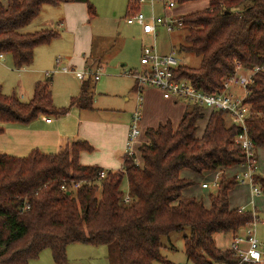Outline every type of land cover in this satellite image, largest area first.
Returning a JSON list of instances; mask_svg holds the SVG:
<instances>
[{"label": "trees", "instance_id": "16d2710c", "mask_svg": "<svg viewBox=\"0 0 264 264\" xmlns=\"http://www.w3.org/2000/svg\"><path fill=\"white\" fill-rule=\"evenodd\" d=\"M177 1L182 5L204 0ZM80 2L96 17L90 0H0V52L11 56L15 68L30 66L36 47L51 43L60 33L26 27L46 5ZM182 19L189 30L186 48L202 61L197 67L180 64L179 77L216 92L235 73L237 63L264 66V0H208L207 8ZM254 79L246 100L256 111L248 128L258 150L264 148V70ZM94 95V84L84 80L80 94L58 107L50 79L37 82L29 101L0 86V134L8 123H29L42 114L62 116L75 105L92 108ZM226 115L212 110L200 136L205 111L188 105L177 126L168 120L146 130L147 140L138 148L142 163L126 152L123 167L108 170L103 178L104 168L80 160L83 151L93 150L84 139H74L56 153L36 148L27 156H15L0 151V264H30L48 247L57 264H70L67 246L73 242L109 245L113 264H168L161 252L162 236L186 227L191 228L184 237L186 253L196 264L240 263L234 249H222L215 239L217 233L239 232L254 218L252 209L230 205L229 192L239 180L226 171L243 165L246 157L236 142L242 127L228 122ZM184 169L200 174L222 171L217 190L210 194V207L184 195L196 183L182 176ZM256 179L264 186L259 174ZM65 183L70 189L62 188Z\"/></svg>", "mask_w": 264, "mask_h": 264}, {"label": "crops", "instance_id": "0c3cea01", "mask_svg": "<svg viewBox=\"0 0 264 264\" xmlns=\"http://www.w3.org/2000/svg\"><path fill=\"white\" fill-rule=\"evenodd\" d=\"M123 2L126 6L124 5L122 9L126 7L127 10L130 1L123 0ZM107 3L109 6V10L115 11L114 15H116L118 13L117 9H120L115 5V0H107ZM146 11L147 14H150L149 9H147ZM41 14L46 16L43 21L38 22L39 29L37 30H40L42 28H54L58 30L60 34L51 43L39 45L36 47L34 62L35 60H39L41 58V55H44L51 60L52 58L57 59L59 55L63 54L67 57L68 63L74 66L78 65L79 67H81V69H85L84 67L91 66L95 68L94 70H98L106 64V50L108 48H106L101 53L100 49L101 47L107 46V43L111 41H108L106 39V36L103 35V37L94 32V27L99 23L97 20L98 16L96 15V17H91L87 3L80 2L63 3L59 5H46L43 7L40 15ZM112 23L115 22L112 21ZM31 25L27 26L25 30L31 31L29 29ZM127 25L134 26L139 29L141 33L148 34L145 32L144 28L138 24ZM55 42H58L56 44H61L66 48L64 49V47H62L61 45H57L53 48L43 47L51 46V44ZM143 47L144 44H142L141 47V55L143 52ZM161 51L163 53H168V51H166V49L164 48H162ZM32 64L30 66H32ZM142 68L143 64L141 63L140 69ZM16 69L20 70L22 68ZM136 69L138 68H132L130 70ZM93 78L95 79V81H99L101 77L99 79H96L94 75H88L85 79L90 80V82L94 84L95 95L92 108H81L75 105L67 114L62 116H48L42 114L29 123H8L5 132L0 134V151H4L15 156H27L31 153L32 150L36 148L46 153H56L62 151L70 141L74 139H84L91 143V145L93 146V150L83 151L81 153L80 160L83 164L100 166L108 170H118L122 168L123 157L127 149L132 114L136 107L134 108L133 104L131 103L133 101V98L131 99L128 95H125V99L129 102V107H102L101 104L96 101L97 91L96 85L93 82ZM48 79L51 80V87L54 95L53 75L33 76L32 80H30L29 83L22 84L20 93L13 92L12 94H16L21 99L29 101L34 97L37 82ZM133 79H135V77H133ZM83 82L84 80H81L78 86L70 83L67 85L66 93H68L69 97L68 102L64 106H66L68 103L70 104L72 97L80 94ZM134 90L136 92V79L134 85L131 87V92H134ZM144 95V111L141 121L142 133L140 135V139H142L141 144L147 140L146 130L149 127H157L161 123H165L168 120H171L173 124L176 123V125L174 124V126H177L188 107V104L184 101L165 98L163 95V91L157 87L146 88ZM157 95H159L162 99L161 101L165 103L164 109L168 110V112L164 114L163 118L157 117L158 109L155 108L153 101L150 100L154 97H157ZM183 103L186 106H184ZM161 113H163V111H161ZM48 118H52L51 121H48ZM260 149L264 150V148H259L257 150V154ZM213 172L214 173H212L210 176H213L216 184V182L220 178V175L222 174V171L218 170ZM237 172L239 171H235V173ZM182 176L192 178L198 184H196V188L198 189H195V187L192 186L186 188L183 192L184 195L195 196L198 199H203L205 205L210 207L212 203L211 198H208L206 193L203 197H201L203 193H201L200 190H206V188L209 187L203 186V184L205 183L201 181L203 175L189 169H184L182 171ZM261 177L264 179V176L261 175ZM245 195H247V198L242 201V197ZM256 198L260 199L261 193H253L252 187L250 188L235 186L229 192V201L232 208H247V206L252 202L255 204V208L257 209ZM246 203L249 204L247 205ZM238 233L239 232L215 234L217 245L222 249H231L232 246L223 247L222 245H220L218 242V237L221 238L220 236L222 235L225 237L226 235H228V242L232 243L233 245L235 238L238 237Z\"/></svg>", "mask_w": 264, "mask_h": 264}, {"label": "rangeland", "instance_id": "374dc122", "mask_svg": "<svg viewBox=\"0 0 264 264\" xmlns=\"http://www.w3.org/2000/svg\"><path fill=\"white\" fill-rule=\"evenodd\" d=\"M90 3L93 4L96 8L98 16L97 20L99 22L98 25L94 27V32L100 36H106V39L108 41H111L107 43V46L101 47L100 49L101 53L106 48H108L106 50V64L98 70H94L95 68L87 66L93 70L91 72V75L95 71H99L102 75L99 81H95V79L93 78V82L96 85L97 91L96 101H98L102 107L116 106L118 108H125L127 106H130L129 102L125 99V95H128L131 99L133 98V101L131 103L135 108L137 106L138 95L135 90L134 92H131V87L134 85L135 79H133V76H129L128 74H126V72L132 68H138L136 70H139L141 68L142 44H144V46L153 44L154 37L150 34L141 33V31L134 26L127 25L126 17L128 9L126 10V7L122 9L125 5L123 0H115V5L120 9H117L118 13L116 15H114L115 11L109 10L107 0H90ZM207 6L208 0L189 2L179 5L176 9L173 10L172 14L174 16L183 18L184 16L189 15L193 12L205 9L207 8ZM144 9L146 10V8ZM45 16L46 15L41 14L39 18H37L32 23L29 29L31 31H37V29H39L38 22L43 21L45 19ZM112 21H114L115 23H112ZM188 31L189 30L186 26H178L171 32H167L165 29H161V33L157 38V42L161 49L164 48L168 52H170L172 48H175L176 56L179 58L180 62L183 65L188 67H197L201 64L202 56L186 48V46L189 44L186 38ZM56 43L58 42L52 43L51 46L43 47L53 48L57 45H61ZM62 47H64V49L66 48L65 46ZM58 57H62V67L70 66L76 71H80L83 69H81V67H79L78 65L74 66L68 63L67 57L63 54L59 55ZM57 59L52 58L50 60L44 55H41V58L39 60H35L32 66H27L19 70L14 67L11 56L6 55L4 60H0V85L3 86L4 91L8 94H12L13 92L20 93L22 84L29 83V81L32 80L33 76H45L49 72V75H53L54 78V104L58 107H62L68 102L69 95L68 93H66L67 85L70 83L78 86L82 79L76 76V72H64L63 70H60ZM150 100L153 101L155 108L158 109L157 117L163 118L164 114L168 112V110L164 109L165 103L161 101V97L157 95V97H154ZM183 105L186 106L184 103ZM161 111H163V113H161ZM204 111L205 116L199 121L198 135L203 134L211 109L205 108ZM226 118L228 122H231V117L229 115H226ZM174 124L176 125V123ZM141 141L142 139H140L139 146L141 145ZM138 147L136 148L135 152L136 158L138 157V155H140ZM256 164V173L260 174V178H262L261 175L264 176L263 149H260V151L258 152ZM235 171L243 173L245 171V167L241 165L233 167L232 169H229L227 171V174H234ZM212 173L214 172L205 171L204 173H202L203 177L201 178V181L207 182L209 184V187L206 188V190H202L200 188V192L203 193L201 197H203L206 193L209 198L211 192H215L217 190L215 179H213V176H210ZM126 183L127 182H125V184ZM196 184L197 182L192 185V187L198 189L196 188ZM257 184L260 185L263 189L261 198H256L257 213L261 218V221L257 225V235L259 239L264 243V186L260 182H258ZM239 185L241 187L251 188V183L249 181H240L236 186L240 187ZM246 198L247 195L243 196L242 201ZM247 208L254 210L255 204L251 202L247 206ZM190 232L191 228L186 227L184 230L174 231L168 235L162 236L161 252L167 259L170 260V263L168 264H196L192 259L188 257L185 249L184 237L185 235L190 234ZM237 236L247 238L248 233L246 228H242ZM220 237L221 238L218 237V242L220 245H222L223 247L232 246L233 248L234 245L228 242V235H226V237L223 235ZM241 246L243 248H247L248 245L247 243H241ZM110 253V246L107 244L97 246L93 244L73 242L67 246V255L70 264H113ZM29 263L57 264L54 260L52 250L49 247L42 250L38 257L30 259ZM157 264L164 263L158 262Z\"/></svg>", "mask_w": 264, "mask_h": 264}, {"label": "built area", "instance_id": "2783aa9c", "mask_svg": "<svg viewBox=\"0 0 264 264\" xmlns=\"http://www.w3.org/2000/svg\"><path fill=\"white\" fill-rule=\"evenodd\" d=\"M126 22L129 25L138 24L142 26L146 33L154 37V42L151 45H145L141 55V63L143 68L139 70H129L126 72L129 76L136 79L137 106L133 111L132 120L129 130V138L127 142L126 152L130 155H135L136 148L140 142L142 133L141 121L143 118L144 92L148 87H157L163 91L165 98H172L179 101H184L188 105L197 104L203 109L210 108L211 110H223L230 117L232 123L242 127V132L236 136V142L242 147L243 154L246 157V162L241 165L245 167L243 173H236L239 182L249 181L252 191L255 194L262 193L263 189L257 183V150L254 141L250 137L248 122L256 115V111L247 102L246 98L249 92V85L254 82V77L257 72L264 70V66H256L254 68H246L240 63L236 64L235 73L229 75L223 87L216 92H208L205 89L195 85L191 79L179 77L176 73L179 65L182 64L176 56L175 48L168 53H163L157 38L161 33V29L167 32L173 31L178 26H184L183 19L172 14L179 4L177 0H129ZM146 8L150 10L147 14ZM5 53L0 52V60L5 59ZM61 57H58L57 62L59 69L64 72H76V75L85 80L93 71L89 67L80 71L74 70L70 66L61 65ZM50 73L48 72L47 75ZM96 79L101 77L99 71L92 73ZM52 118H48L51 121ZM136 156V155H135ZM137 163H141V157L136 158ZM108 169H103L100 173V178L107 175ZM217 184V182H216ZM82 181L73 185L74 189L79 188ZM204 187L209 184L205 182ZM64 190L70 189L65 183L62 185ZM126 201L130 200V195L126 196ZM241 209H246L242 207ZM253 221L245 227L248 233L247 238L236 237L234 246L235 254L240 257V263L243 261L251 263H259L264 261V243L257 235V225L261 221L257 213V209L253 210ZM241 243H247V248H243ZM235 263V264H240ZM221 264H234L222 262Z\"/></svg>", "mask_w": 264, "mask_h": 264}, {"label": "water", "instance_id": "95a60500", "mask_svg": "<svg viewBox=\"0 0 264 264\" xmlns=\"http://www.w3.org/2000/svg\"><path fill=\"white\" fill-rule=\"evenodd\" d=\"M69 193H71V191H68Z\"/></svg>", "mask_w": 264, "mask_h": 264}]
</instances>
